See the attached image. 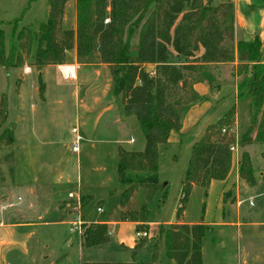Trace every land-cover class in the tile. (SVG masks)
Segmentation results:
<instances>
[{
	"label": "rangeland",
	"instance_id": "1",
	"mask_svg": "<svg viewBox=\"0 0 264 264\" xmlns=\"http://www.w3.org/2000/svg\"><path fill=\"white\" fill-rule=\"evenodd\" d=\"M74 1L72 0V3ZM237 3L238 8H251L250 12L242 15L245 27L244 41H253L258 36L262 42V55H264V0H237ZM48 14L49 0H0V21H3L0 28L5 33V58L8 63L14 64L20 59L16 36L13 35L15 22L19 20L18 27L21 30L31 27L32 31L35 29L37 31L40 24L47 21ZM252 33H254L253 37ZM137 42L138 35L135 34L130 40L132 52ZM35 49L36 43L33 45L31 57ZM198 54L199 52L195 56ZM31 57H21L23 64L18 69L0 66V94L7 97L9 112V120L2 132L9 128L14 130L15 136V145L0 147V220L5 222L24 220L32 214H43L45 210L49 212L50 205L58 209L68 208L67 212L74 213L78 201L80 205L82 204V208L85 207L82 211L83 215L88 216L89 219L98 216L102 220L110 216L119 219V201L127 186L119 181L118 151L123 148L141 152L145 149L146 139L137 118L134 115H124L121 107L113 103L114 98L111 95L113 77L110 68L100 69L98 76L94 75L92 69H88L87 72L83 69L87 79L81 82L69 81L63 79L57 68L51 69V73L46 72L45 76L37 73L31 64ZM182 60L171 58L172 62ZM194 60L196 59H193V62ZM84 61L93 65L101 63L98 54ZM31 67V73L28 75L22 73ZM146 69L151 71L152 67L147 66ZM217 69L214 65L207 69L210 75L214 76L213 86L209 85L211 94L216 92V87L221 83V76H215ZM40 82L45 84L43 96L40 94ZM226 88L223 92L226 99L208 110L209 113L205 116L203 112L206 109L200 103L204 100L202 97L195 102L199 104L197 110H191L189 113L190 120L187 118V113L191 104L183 107L184 133L172 132L168 143L159 149L157 170L159 186L151 201L148 222L165 225L178 219L177 211L180 207L192 145L197 133L206 123L209 121L210 124L215 123L218 115L228 111L232 97L230 87ZM111 108L112 111L109 112ZM103 112H105L104 118L116 112L124 116V119L123 117L121 119L132 127L131 131L125 127V123L122 127H116L114 133L106 132L103 123L95 127L97 117ZM74 128H77L85 139L81 144L79 156L70 148L74 139L72 133ZM130 137L135 139V143L131 145L115 143L117 139L126 141ZM233 152L236 153L235 150ZM68 163L72 176L75 180L80 178L82 182L80 183L82 197L76 194L79 190L78 181L74 184L76 186L70 188L73 189L72 192H64L65 198H62L61 189L55 188V185L60 184V175L65 164ZM253 164L257 169L258 179L255 185L244 181L246 190L241 193L243 195L241 199L244 201L241 208L237 207L238 202L236 203V198L232 194L225 199L221 195L234 187V174L227 182L216 184L209 193L207 191V196L202 187H195L192 190L185 205V221L210 224L225 221L243 224L242 227L233 230L223 226L218 227L217 232L212 234L208 232L202 242L203 264H264L263 157H254ZM147 193L146 189L139 188L130 200L129 209L139 211L147 202ZM85 195L92 197L85 200L87 198L86 196L83 199ZM21 199L23 201H20ZM102 201L106 213L99 215L96 209ZM223 201L226 203L225 209ZM85 204L87 205L84 206ZM85 226L88 225L84 224L83 230ZM153 229L148 227L147 231L142 232L147 233V236L143 237L146 244L135 254L137 261H151L153 245L156 242ZM35 230L38 233L29 243L28 254L16 253L14 260L3 255L5 264L132 263L134 261V252L132 253L127 247L137 238L138 232L131 225L121 229L113 227L110 231L111 242L105 246L83 250H80L77 236L82 235H72L66 225L39 226ZM160 231L159 229V233ZM67 239L74 240L73 247H65L64 241ZM156 264H175L166 255L164 241L160 242L159 261Z\"/></svg>",
	"mask_w": 264,
	"mask_h": 264
},
{
	"label": "trees",
	"instance_id": "2",
	"mask_svg": "<svg viewBox=\"0 0 264 264\" xmlns=\"http://www.w3.org/2000/svg\"><path fill=\"white\" fill-rule=\"evenodd\" d=\"M69 1L49 0L48 19L40 24L38 31L30 28L18 31L19 20L15 22L13 35L20 52L17 63L7 62L5 33L0 29V66L20 68L21 57H31L36 43L32 64L39 73L50 65L65 64L68 53L74 49L79 58L98 54L101 63L110 68L112 97L124 115L137 118L146 139L141 152L123 148L118 151L119 181L127 186L121 194L120 206L125 208L139 188L148 192L147 202L138 212L121 215L123 221L138 223V234L148 230L151 201L159 186V149L168 143L172 132L182 130L183 107L201 99L194 86L207 82L212 87L214 76L208 67L238 60L236 74L243 80V84L242 80L238 83L240 97H252L251 124L238 138L234 131L236 109L232 108L209 125L193 145L177 211V218L181 219L195 186L204 188L207 196L212 181L228 177L233 165L232 147L264 146L262 42L257 38L235 44L231 1L214 5L213 0H76V29H65ZM135 34L138 42L132 52L130 40ZM201 48L203 55L190 64L177 65L171 61L172 53L192 58ZM147 65H152L154 70L148 71ZM44 90L45 84L40 82L41 96ZM8 120V99L0 94V147L15 145L14 130L7 128L2 132ZM239 178L250 185L257 182L248 153L241 156ZM84 228L83 248L110 242L107 224L92 223ZM210 229L203 223L161 227L150 262L82 264H156L158 243L162 240L167 257L175 264H203L202 242ZM145 241L140 238L136 249Z\"/></svg>",
	"mask_w": 264,
	"mask_h": 264
},
{
	"label": "crops",
	"instance_id": "3",
	"mask_svg": "<svg viewBox=\"0 0 264 264\" xmlns=\"http://www.w3.org/2000/svg\"><path fill=\"white\" fill-rule=\"evenodd\" d=\"M33 1H40V0H33ZM228 1H231V0H226V1L225 0H213V3H214V5H218L220 3H225ZM70 3H72V0H70L68 2L67 7H66V14H65V18H64V28L65 29H69V28L70 29H76V25H77L76 0L74 1V3H72V4H70ZM233 4H234L235 44L237 45L240 41H244L243 31H244L245 27H244L242 15H246L247 12H250L251 8H238L237 0H233ZM2 24H3V21H0V27ZM20 30L21 29L18 27V31H20ZM34 31H36V29ZM249 33H250V31H249ZM251 36L253 37L254 33H252ZM257 38L259 39V37L256 36L254 40H256ZM253 41H248V42H253ZM203 53H204L203 48L200 49L198 56H194L192 58H186L183 56L180 57V56H177L174 53H172L171 58H173V59L176 58L177 60L183 59L182 61L172 62V63L177 64V65H187V64L192 63L193 59H196L198 57L200 58L203 55ZM31 58H32V62H31V64H32L33 63V57H31ZM84 60H86V59H84ZM84 60H83V58H79L77 56V52L74 49L68 53L67 58H66V62H65V64H63V65H74V66H76V68H77V71H76L77 72V79H76V81L77 82H81L82 80L87 79V76L84 75L83 69H86V72L88 71V69L89 70L92 69L94 75L98 76L100 74V69L109 68L107 65L102 64V63H100V65H93L90 63H86V61H84ZM190 61H192V62H190ZM238 64H239V62L236 59L235 62L230 63V64L214 65V66H217V68H218L216 70L217 74L215 73V76L216 77L221 76V83L218 84L219 87L218 86L216 87L215 93H213V94L210 93V86L207 82L198 83L194 86V88L198 92V94L204 99L200 103L203 104L202 107H204V109H206L203 112V115L205 116L206 114L209 113L210 109L214 108L216 105L221 104L222 101H224L226 99V96L224 95L223 92L225 91V89H227L226 87H230L232 102H231V105H230L228 111L232 108L236 109L234 131L235 130L237 131L236 134H237V137L239 138L241 136V134L251 124L253 106H252V97H247V96L240 97V90L238 88V83L242 80V76H238L236 74ZM262 64H264V55H262ZM59 66H61V65H58V66L50 65V66L44 68V70L41 72V74L43 76H45L46 72L51 73V69H53V68L58 69ZM147 66L152 67L151 71L154 70V67L152 65H147ZM29 69L30 70H28V71H26V70L24 72L22 71V73H25V75H28V73H31L32 67ZM43 79H44V82L46 83L45 78H43ZM79 87H82V86L79 85ZM110 87L108 88V91L110 90ZM113 103L115 105H118L116 103L115 99H113ZM198 105L199 104H197V103L196 104L193 103V104H191V106H189L190 109L188 110V113H187L188 119L190 118L189 113L191 112V110H197L196 108L199 107ZM115 107L117 108L118 106H115ZM110 111H112V108L109 110V112ZM104 113L105 112L101 113L97 117L96 122H95V127H98L100 125V123H103L104 129L106 130V132L113 131V133H114L116 127L117 128L122 127V124L125 123V125H126L125 127L131 131L132 127L126 121L123 122L124 116H122V115L120 116L117 114L118 112H116V114L104 118ZM225 113L218 115L217 116L218 119L216 121H218ZM200 115H201V113H200ZM122 117H123V119H121ZM211 124H213V123H211ZM211 124L209 121V123H206L203 126V129H202L203 131L201 130L197 133V137L195 138L194 144L201 138L205 129ZM184 131H185V123H183V128L179 133L183 134ZM115 143H117V144L125 143L128 145H131V144L135 143V139L131 138V137H130V139H128L126 141L117 139V140H115ZM263 150H264V146L256 145V144L246 145V146L236 145V150H235L236 153L234 154V157H233V165H232V169L230 171V174L223 181H212L210 184V187L208 189V193H209V190L211 188H213L216 184H223V183L227 182L231 178V176L234 174V176H235V182L233 185L234 187L232 189H230L228 192L231 193L234 198H236V203L238 202L237 207L238 208L243 207L242 205L244 204V201H243V199H241L243 196V195H241V193L246 190L245 189L246 183L244 181L240 180V178H239V166H240L241 156L243 153H248L250 155V158H251L252 163H253V158L254 157L259 158V156L261 157ZM127 151H132V150H127ZM80 153H81V150H80ZM80 153L76 154V155L79 156ZM253 166H254V164H253ZM70 168L71 167H70L69 163H68V165L65 164V167L62 170V173L60 175V179H59L60 184L55 185V188L61 189L62 198H65L64 192H66V191L72 192L73 189L71 190L70 188L72 186H76L74 184L78 181L79 190H77L78 192L76 194L81 195V197H82L83 196V194L81 193L82 187L80 186V183H82V182H80V178H77V180H75V177L72 176V172H71ZM254 168H255V166H254ZM255 170H257V169L255 168ZM195 187H199V186H195ZM228 192H224L221 194L223 196V199H225V197H226L225 195L228 194ZM86 196L87 195H85L84 198H86ZM90 197H92V196H89V197L87 196V198L85 200H87ZM22 199L20 201H23ZM68 199H69V196H68ZM90 199L88 201H90ZM203 202L205 203V199ZM129 203L125 208H122L119 204V211H118L119 219H114L113 216H110L104 220L100 219L99 216L96 217L95 219H89L88 216L83 215L82 211L85 207L82 208V206L80 205V202L78 201V205L75 206L76 203H74V206L77 207L75 209L76 212H74V213L73 212L72 213L67 212L68 208L58 209V208H53L52 205H50L51 207H50L49 212H47L45 210L43 212V214H38V215L32 214V215H30L31 217H27L24 220H20V221L19 220H11L8 222H5L4 220H0V264H5V259L3 258V255H5V257L8 256L10 258V260H14L13 258H16L14 256V254H16V253H21V254L27 255L28 251H29V243L33 238L36 237V235L38 233L35 230V228L39 227V226L56 227V226L66 225L69 227V231H70L71 224L74 222L82 221L86 225H90L92 223H101V224H107L108 225L109 236L111 233L110 231L113 230V227H119L121 229L123 227L131 225V226L137 228L138 223L130 222V221H123L121 218L122 217L121 215L124 212H138V210L137 211L130 210L129 209ZM19 204L20 203L18 202L17 205H19ZM87 204H85L84 206H86ZM225 206H226V203L224 202V209H225ZM99 208H101L103 210V212H101V213L98 212ZM96 210H97V213H99V215H103L106 213V211L104 210V207H103V201L99 204V206H97ZM238 217H240L239 212H238ZM237 220H239V218H237ZM202 223L209 225L211 227V229L209 231L210 234H212L213 232H217L218 227L224 226V228H226V226H228L227 227L228 230L229 229L233 230L234 228H240L243 226V224H240V223H235V222L231 223V222H225V221L222 223H219V224H215V223L210 224L207 222H187V221H185V213L181 219H177L175 221H170V222L166 223L165 225H161V224L154 223V222L153 223L148 222L147 226L150 228H154L153 229V233H154L153 237L156 241L153 245L154 252H155V245L157 243V236H158L159 229L161 226L166 227V226H170L173 224L194 225V224H202ZM229 227H233V228H229ZM71 234L77 235L74 233H71ZM77 236L79 238L78 243H79L80 250L85 249L82 247L81 236H79V235H77ZM110 242H111V237H110ZM138 243H139V235L137 234V238L133 239L131 241L130 246L128 245L127 248H129L132 251V253L135 252V254H136L139 250L142 249V247L145 246L146 241H145L144 245H142L139 249H136V246L138 245ZM64 244H65V247H67V246L73 247L74 240L73 239H67L64 241ZM158 244L160 245V243H158ZM159 245H158V249H159ZM103 246H105V245L99 246L97 248H101ZM202 253H203V250H202ZM135 254L133 255L134 261H137L135 259ZM158 254H159V251H158ZM158 261H159V259H158ZM137 262H140V261H137Z\"/></svg>",
	"mask_w": 264,
	"mask_h": 264
},
{
	"label": "built area",
	"instance_id": "4",
	"mask_svg": "<svg viewBox=\"0 0 264 264\" xmlns=\"http://www.w3.org/2000/svg\"><path fill=\"white\" fill-rule=\"evenodd\" d=\"M106 23L109 22V19L105 21ZM59 71H60V74L62 75L63 79L65 80H69V81H74L77 79V68L76 66L74 65H61L58 67ZM26 71L30 70L29 68L25 69ZM72 133H73V141L71 142V145H70V148H71V151L74 153V154H79L80 153V150H81V144L82 142L84 141V138L83 136L79 133V130L77 128H74L72 130ZM236 147H232V152L235 149ZM234 154V152H233ZM98 212H103V210L101 208L98 209ZM83 222L81 221H78V222H74L72 224V227L70 229V232L71 233H74V234H80L82 235L84 233V230H83ZM140 238H143V237H146L147 236V233H140L138 234Z\"/></svg>",
	"mask_w": 264,
	"mask_h": 264
}]
</instances>
